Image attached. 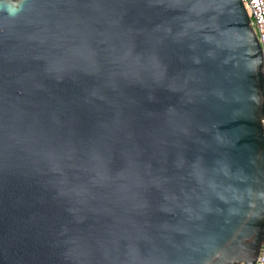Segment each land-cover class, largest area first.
<instances>
[{
    "label": "water",
    "instance_id": "obj_1",
    "mask_svg": "<svg viewBox=\"0 0 264 264\" xmlns=\"http://www.w3.org/2000/svg\"><path fill=\"white\" fill-rule=\"evenodd\" d=\"M263 119L240 0H0V264H256Z\"/></svg>",
    "mask_w": 264,
    "mask_h": 264
},
{
    "label": "built area",
    "instance_id": "obj_2",
    "mask_svg": "<svg viewBox=\"0 0 264 264\" xmlns=\"http://www.w3.org/2000/svg\"><path fill=\"white\" fill-rule=\"evenodd\" d=\"M256 35L262 56V77L264 82V0H240ZM264 131V119L261 121ZM256 264H264V236L259 248Z\"/></svg>",
    "mask_w": 264,
    "mask_h": 264
},
{
    "label": "clouds",
    "instance_id": "obj_3",
    "mask_svg": "<svg viewBox=\"0 0 264 264\" xmlns=\"http://www.w3.org/2000/svg\"><path fill=\"white\" fill-rule=\"evenodd\" d=\"M5 10L10 16H15L20 10V6L17 4L9 3L5 5Z\"/></svg>",
    "mask_w": 264,
    "mask_h": 264
}]
</instances>
